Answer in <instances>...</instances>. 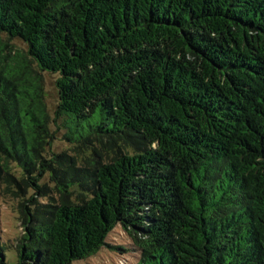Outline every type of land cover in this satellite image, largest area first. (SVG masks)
I'll return each instance as SVG.
<instances>
[{
  "label": "trees",
  "instance_id": "obj_1",
  "mask_svg": "<svg viewBox=\"0 0 264 264\" xmlns=\"http://www.w3.org/2000/svg\"><path fill=\"white\" fill-rule=\"evenodd\" d=\"M0 191L17 264L116 227L135 264H264V0H0Z\"/></svg>",
  "mask_w": 264,
  "mask_h": 264
},
{
  "label": "rangeland",
  "instance_id": "obj_2",
  "mask_svg": "<svg viewBox=\"0 0 264 264\" xmlns=\"http://www.w3.org/2000/svg\"><path fill=\"white\" fill-rule=\"evenodd\" d=\"M17 48L23 49V46L16 44ZM47 99L50 106L56 101V91L54 89L53 78L48 77L46 81ZM57 141L54 142V152L66 151L73 154L69 145L61 142V133L56 134ZM45 200V199H40ZM23 234V226L18 211V200L8 194L0 191V244L4 252L5 264H17V256L13 247ZM106 246L102 247L95 255L80 261H74L72 264H135L138 255L129 251L128 238L123 234L119 227H116L106 238ZM109 246H121L128 250L123 253L113 250ZM125 259V260H124Z\"/></svg>",
  "mask_w": 264,
  "mask_h": 264
}]
</instances>
